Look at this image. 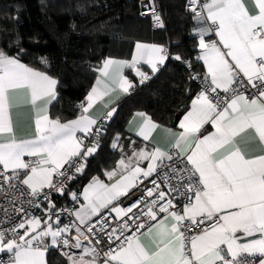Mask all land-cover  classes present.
Wrapping results in <instances>:
<instances>
[{
	"label": "snow or ice",
	"instance_id": "snow-or-ice-1",
	"mask_svg": "<svg viewBox=\"0 0 264 264\" xmlns=\"http://www.w3.org/2000/svg\"><path fill=\"white\" fill-rule=\"evenodd\" d=\"M144 7L141 14H151L155 25L163 28L154 0ZM187 10L198 37L197 59L203 61L207 75L203 90L192 99L179 123L182 131L172 133L168 151L159 146L152 151L134 149L131 156L120 159L116 169L105 173L109 180L119 176L114 183L94 177L83 191L85 203L69 211L75 221L63 226L51 193L63 195L67 181L83 171L87 157L99 148L102 125L90 115V109L111 93H127L133 87L123 75L124 68L135 70L143 83L150 77L137 65L142 61L156 73L169 58V51L138 42L131 61L106 59L97 69L100 76L95 86L79 104V115L61 122L48 115V106L57 99V79L0 50V166L4 170L0 172V192L5 191L3 185L12 191L22 184L27 187L30 206L39 208L43 201L48 202L46 219L20 207L14 211L23 216L12 222L5 211L0 224L11 226L0 227V254L8 259H0V264H46L49 247L59 248L69 264H100L101 254L103 264H264V0H188ZM209 34L218 40L206 39ZM173 58L182 60L180 54ZM41 62L47 63L43 58ZM18 95L34 113L31 138L15 134L12 109ZM115 111L111 108L103 118L110 119ZM137 115L141 118L137 135L147 141L159 126L144 113ZM208 123L215 131L201 137L199 133ZM92 137L97 139L86 145L84 141ZM245 138L257 144L258 154L240 146ZM119 139L117 135L113 148ZM26 156L36 159L26 161ZM144 160L149 161L146 168L139 166ZM164 160L183 164V168L164 165L169 172L161 184L168 186L167 191L153 179V187H146L144 196L131 205L114 203L143 183L141 178L159 175L157 168ZM71 197L77 199L75 193ZM105 209L115 213V226L102 215ZM160 214L163 219L158 220ZM97 216L100 220L93 222ZM141 216L157 221L148 225L146 233L152 238V247L145 246L139 236L125 235L133 225L137 232L146 226ZM195 229H199L197 234H191ZM100 244L107 251L98 248Z\"/></svg>",
	"mask_w": 264,
	"mask_h": 264
},
{
	"label": "trees",
	"instance_id": "trees-1",
	"mask_svg": "<svg viewBox=\"0 0 264 264\" xmlns=\"http://www.w3.org/2000/svg\"><path fill=\"white\" fill-rule=\"evenodd\" d=\"M155 1L163 28L141 15L138 0H0V50L57 79V99L49 108L54 119L66 121L78 115L100 58H128L136 42L158 43L169 51L159 71L150 73L145 84L136 81L116 104L100 131L98 150L87 157L83 171L68 182L65 193L51 197L56 207L67 206L70 191L112 168L117 156L112 142L117 135L128 136L125 124L134 112L174 125L198 92L193 76L199 77L203 69L187 0ZM176 54L181 61L173 58ZM47 264L69 263L57 249L49 248Z\"/></svg>",
	"mask_w": 264,
	"mask_h": 264
},
{
	"label": "crops",
	"instance_id": "crops-1",
	"mask_svg": "<svg viewBox=\"0 0 264 264\" xmlns=\"http://www.w3.org/2000/svg\"><path fill=\"white\" fill-rule=\"evenodd\" d=\"M194 27H195V23L193 22V25L191 27V33L193 35H194V32H193ZM206 39H212V40L215 39V40H218V37H216L214 34H209V37H207ZM197 41H198V37H197ZM136 43H138V42H136ZM136 43L134 44V46L132 48V51H131V54H130V56L128 58H118V57H110V56L108 57V56H106V57L100 58L97 61L98 65H97V68H96V77L94 79V82H93L92 86L87 91L85 97L91 91L92 87L95 86L96 80L100 76V73H99V71H97V69L100 68V67H102L103 62L106 59H109V58L114 59V60H119V61H131L132 60V57H133V55L135 53V45H136ZM139 43L148 44V45H159V46H162V45H160L158 43H153V42H139ZM199 55H200V49L198 51V56ZM199 61H200V64L202 66L203 72H205L207 74V68L204 65L203 61L202 60H199ZM137 67L140 69V71H143L146 74H150V73L153 74L151 72L150 67L148 65L144 64L142 61L137 65ZM160 67L161 66H159V69H160ZM34 69L35 70H38L36 68H34ZM38 71H40V70H38ZM123 75L132 83V85H134V83L136 81H141V78L138 75H136L135 70H133L131 68H127V67L124 68L123 69ZM130 90H131V88L129 89V91ZM127 93H124V92H121V91L117 90L116 92L111 93L109 96L104 97L102 100L97 101L94 104V107L92 109H90V115H92V116H94L95 118L98 119L99 117L103 116V114L106 111L110 110L111 108H115V106L119 102V100H121ZM198 93L199 92H197L196 94H194L192 96V98L189 101L187 110L177 118V120H176V122H175L174 125H162V124H159V123H157V122H155V121L152 120L159 127L152 132L150 139L147 140V141L144 140L143 137L137 135L138 125L141 123V118L137 114L138 113H141V112H134L129 117V119L127 120V122L125 124V132H126V134L128 136H125V137H122V136L120 137L119 136L120 139L117 142V145L118 146L116 148H114L116 150V152H117L116 161H115L114 165L112 166V168H110L108 170H103L102 171L103 177H98V178L103 183L109 184V185L112 184V183H114L115 182V179H119V176H117L113 180H109L108 177L105 175V173L116 169L117 168L118 161L120 159H122V158L126 159L127 157L131 156L134 149L135 150H139L141 148H144L147 151H152L154 147L159 146L162 150L168 151L169 148H170L171 143L174 140V137H173L172 133H178V132L182 131V129H180V127H179V123L183 119V117L186 115L187 111L190 110V108H191V101H192V99H194L196 97V95ZM84 101H85V98H84L83 102ZM15 104H16V106L12 109V119H13V123H14V126H15V134H16V136L18 138H31L34 135V132H35L34 113H33L32 109L30 108V106H28L26 104V101H25V99H24V97L22 95H18L17 96L16 101H15ZM106 104H107V107H105ZM49 108H50V105L48 106V115H49ZM78 115H79V113H78ZM77 116H75V117H73L71 119H75ZM50 118L51 119H54L51 116H50ZM71 119H69V120H71ZM67 121L68 120L61 121V122H67ZM214 131H215V129L213 128V126L210 123H208V124H205L203 126V128L201 129V132L199 133V135L201 137H203V136L208 135V134H210V133H212ZM79 135H82V134L78 133V136ZM112 144H113V142H112ZM240 146L246 152L251 153V154H258V152H259V149H258L257 144L255 142H247V139L246 138H245V140H242L241 141ZM26 158H34V159H36L35 157H27V156L24 157V159H26ZM148 163H149V161H146V160L140 161V165L139 166L142 167V168H146ZM0 168L3 169V166H0ZM21 172L23 173V170H21ZM93 178L90 179V180H88L78 190V198L79 199H78L77 203L72 207L71 211L72 210H75V209H79L80 206H81V204L85 203L84 198H83V191L92 182ZM25 188H27V187L25 186ZM69 198H70V200L72 199V197L70 195H69ZM122 198L123 197H121L118 202H114V203H118L119 206H121L120 205V201H121ZM47 207H48V203H44L43 205L40 206V210L44 213V218L45 219L47 218L46 217V213H45V209ZM103 211H108L109 212L108 209H105ZM111 214L113 216H115V213H111ZM163 215H160L158 217V220L163 219ZM72 218L75 221V217L72 216ZM52 223L55 225V222L54 221H52ZM155 223H157V221H150L148 223V225H152V224H155ZM148 225L146 226V228L142 232V233H145V234L142 235L140 233L137 236H139L140 240L143 242V244L145 246L152 247V238L149 237L148 235H146L147 230H148ZM60 226H63V224L60 223ZM21 232L23 234V230H21ZM74 235H75V231L73 233V236ZM49 243H50V239H49ZM49 248H53V247H49ZM55 249L58 250V253L61 256H64V255L61 254V250L59 248H55ZM48 250L45 253L46 264H47V254H48ZM72 251L74 253H76L77 255L80 254V250H78V249H72ZM1 255H6V254H0V256ZM65 258L67 259V257H65ZM100 264H103V258H101Z\"/></svg>",
	"mask_w": 264,
	"mask_h": 264
},
{
	"label": "built area",
	"instance_id": "built-area-1",
	"mask_svg": "<svg viewBox=\"0 0 264 264\" xmlns=\"http://www.w3.org/2000/svg\"><path fill=\"white\" fill-rule=\"evenodd\" d=\"M139 2V10H140V13L142 12H145V5L146 4H149V0H138ZM187 3H188V0H187ZM187 3H186V8H187ZM201 3H203V0H201ZM154 5H155V8H156V11L159 13V10H158V7H157V4H156V1L154 0ZM142 15V14H141ZM144 17H147L151 20V23L154 27H157L151 17V14H145V15H142ZM215 40V39H213ZM163 46V45H162ZM166 48V46H163ZM150 79H151V75L150 74H147ZM206 73L205 72H202L201 75L197 78V79H194L197 81L198 83V92L202 91L203 88H204V79L206 77ZM193 77H196V76H193ZM150 79H147L145 80L142 84H145L147 83ZM135 87V85H133V87L131 88V90ZM128 91L129 92H131ZM253 92L255 90H252ZM221 95H223V93H221ZM245 95H248V93H245ZM251 98V97H249ZM98 120L101 122V125L103 126L105 124V122L107 121V119L103 118V116L99 117ZM102 129V127H101ZM96 139V137H92L88 140H85L84 143L86 145L92 143V141ZM173 159L175 161V155L173 153ZM26 161H31V160H34V158H26L25 159ZM168 164H172L173 167H180V168H183V164H175L173 163V161H168V160H164L163 161V164L158 166L157 168V172L159 173V175H157L156 173H153V175L147 179H144V178H141L143 180V183H138L137 187L133 188L128 196H124L121 201H120V205L121 207H127L129 205H131L134 201H136L139 197L141 196H144V189L147 187V188H152L153 185L151 183V180L155 179L157 181L158 184H161V181L164 179L165 175L169 172V169L164 167V165H168ZM4 170L2 168H0V172H3ZM77 173L74 174V176H76ZM55 179H63L62 177H54V180ZM70 180L67 181L66 185L68 184ZM174 184L176 183V180L173 179L172 181ZM15 183V181H14ZM3 188L5 189V191L3 192H0V220H4L5 219V211L8 213V216H10L12 218V222H19V219L23 216V213H16L14 210L15 209H18L20 207H23L27 212L31 213L32 215L36 216V217H44V213L40 210V207L39 208H36L34 206H30L28 203H27V200L29 199V197L27 196V188H25L24 185H18V189L17 190H12V191H8V186L7 185H3ZM161 188L165 191L168 190V186L166 184H161ZM45 191H48V189H45ZM71 193H75L76 196H77V199L76 200H70V203L67 205V206H58L56 207V209L54 211H57L59 212L60 214V221L61 223L64 225V224H68L70 221H74V219L72 218V216L69 215V211H71L72 207L77 203L78 201V191H70L69 192V195L71 196ZM56 194H59L58 192H53L51 193V197L53 195H56ZM170 195H174L172 193H170ZM145 199H151V198H147L145 197ZM47 201H43L41 203V205H43L44 203H46ZM175 203V201H174ZM40 205V206H41ZM182 206V205H181ZM140 208L143 209L144 208V204H141L140 205ZM62 209H65L66 211H62L60 212V210ZM137 210L136 209H133V212H136ZM102 215L106 218H108L109 220V223L111 224V226H115L118 221H114L112 220V217L113 215L111 213H109L108 211H103L102 212ZM132 214L130 213L129 216H131ZM160 215H163V214H160ZM127 219V218H126ZM93 222H96L97 220H100V217L97 216V217H93L92 218ZM53 221L55 222V216L53 217ZM141 221H144L145 222V225L147 226L148 223L150 221L147 220L146 217H143L141 216ZM101 223H103V221H101ZM129 223L131 224L132 221L130 220ZM11 224L10 223H3V224H0V227H10ZM146 226L142 229H140L139 232H137L135 230V226L133 225L132 226V229L130 231H127L125 232V235L126 236H137L139 235L140 233L143 232V230L146 228ZM207 225H202L201 227H206ZM99 230V225L97 226V231ZM199 231V229H195L193 230V232L191 234H197V232ZM21 232V230H20ZM74 233V230L73 232L71 233L73 235ZM22 234V232H21ZM104 240L107 241V237L105 236L104 237ZM109 244L111 242H108ZM84 244H87V241H84ZM98 248L100 249H103L104 251H107V246L105 244H100V245H97ZM112 247H116L115 244L112 245ZM101 258H103L102 254H101ZM0 259H3V260H7L8 259V255H1L0 256Z\"/></svg>",
	"mask_w": 264,
	"mask_h": 264
}]
</instances>
